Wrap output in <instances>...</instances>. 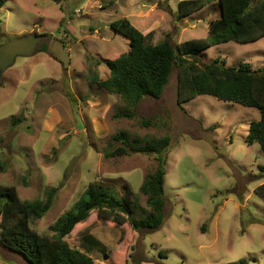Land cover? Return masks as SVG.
Wrapping results in <instances>:
<instances>
[{
  "label": "rangeland",
  "instance_id": "1",
  "mask_svg": "<svg viewBox=\"0 0 264 264\" xmlns=\"http://www.w3.org/2000/svg\"><path fill=\"white\" fill-rule=\"evenodd\" d=\"M176 10L173 0H7L0 7V43L37 33L40 46L16 55L0 73V183L15 186L22 199H42L56 188L51 208L30 223L39 233L52 234L48 227L89 183L121 194L127 182L137 195L138 217L141 207L147 209L139 187L156 167L154 155L105 152L120 144L114 140L120 130L129 139L169 134L162 224L133 231L93 212L67 242L94 264H223L241 258L263 264L264 201L254 189L264 182V154L245 140L259 110L206 94L178 106L176 66L161 96L144 97L135 107L89 80L105 78V61L129 49L111 21L127 17L151 34V43L167 38L174 45L206 36L220 13L214 0L186 17L178 18ZM215 58L264 70V36L216 44L196 57L202 65ZM127 110L133 117L114 116ZM152 117L150 126L141 124ZM82 231L96 242L83 240ZM0 264L30 263L0 244Z\"/></svg>",
  "mask_w": 264,
  "mask_h": 264
},
{
  "label": "trees",
  "instance_id": "2",
  "mask_svg": "<svg viewBox=\"0 0 264 264\" xmlns=\"http://www.w3.org/2000/svg\"><path fill=\"white\" fill-rule=\"evenodd\" d=\"M6 1L0 0V7ZM211 1L174 0L176 16L186 17ZM214 1L218 3L220 13L218 18L209 22L207 35L174 45L167 38L151 43V34H143L127 17L111 21L110 27L128 38L129 49L105 61L109 69L105 78L90 75L89 80L135 107L144 97H160L176 66L178 106L197 95L206 94L258 109L259 118L249 123L245 140L248 144L257 143L264 154V70L252 68L248 62L226 65L224 60L215 58L211 63L202 65L196 59L202 50L216 44L228 41L249 43L263 37L264 0ZM132 115L133 112L127 110L117 111L114 116L131 118ZM155 119L142 118L141 124L148 127ZM114 140L120 144L106 151L107 156L141 152L155 157V169L145 175L139 187V191L146 196L147 207H141V216L134 215L137 195L127 182L123 183L121 194L100 182L89 183L84 195L48 227L52 234L39 233L30 223L42 218L51 208L56 188H48L42 199H22L15 186L0 183V244L21 255L30 264H94L90 255L67 242L72 230L87 221L91 213L95 212L101 221L128 224L133 231L159 227L164 215L165 149L170 145V135L129 139L127 132L120 130L114 135ZM261 169L264 172V167ZM254 193L264 201V182L255 187ZM82 239L88 243L96 242L88 231L83 232ZM223 264H250V260L241 258Z\"/></svg>",
  "mask_w": 264,
  "mask_h": 264
},
{
  "label": "water",
  "instance_id": "3",
  "mask_svg": "<svg viewBox=\"0 0 264 264\" xmlns=\"http://www.w3.org/2000/svg\"><path fill=\"white\" fill-rule=\"evenodd\" d=\"M36 44L35 39L32 37V39L30 38H20V39H13L8 41L2 48L1 50L5 52V54L1 55L3 58L4 56L8 55L9 59L8 61L3 65L4 69L3 71L10 66L13 61H14V57L16 55H29L32 54L34 52L33 48ZM2 61V60H0ZM2 70L0 71L3 72ZM84 132H82L83 134Z\"/></svg>",
  "mask_w": 264,
  "mask_h": 264
},
{
  "label": "flooded vegetation",
  "instance_id": "4",
  "mask_svg": "<svg viewBox=\"0 0 264 264\" xmlns=\"http://www.w3.org/2000/svg\"><path fill=\"white\" fill-rule=\"evenodd\" d=\"M35 35H37V33H30V34H25V35H22V36H20V37H18V38H15V39H20V38H30V39H32V37L34 38V36ZM11 40V39H10ZM10 40H7L6 42H3V43H0V60H2V61H0V71L2 70L3 71V69H4V67H3V65L8 61V59H9V56L8 55H6V56H4V58L1 56V55H3V54H5V52L4 51H2L1 50V48L8 42V41H10ZM13 40V39H12ZM39 46H40V44L39 43H37L36 42V44H35V46H34V48H33V50L35 49V47H36V50L34 51V52H36L38 49H39ZM4 72V71H3Z\"/></svg>",
  "mask_w": 264,
  "mask_h": 264
},
{
  "label": "crops",
  "instance_id": "5",
  "mask_svg": "<svg viewBox=\"0 0 264 264\" xmlns=\"http://www.w3.org/2000/svg\"><path fill=\"white\" fill-rule=\"evenodd\" d=\"M174 1V0H173Z\"/></svg>",
  "mask_w": 264,
  "mask_h": 264
}]
</instances>
